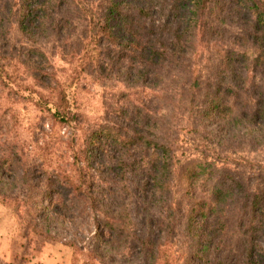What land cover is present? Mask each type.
I'll return each mask as SVG.
<instances>
[{
	"label": "trees",
	"instance_id": "1",
	"mask_svg": "<svg viewBox=\"0 0 264 264\" xmlns=\"http://www.w3.org/2000/svg\"><path fill=\"white\" fill-rule=\"evenodd\" d=\"M12 29L30 41L53 38L98 77L155 91L135 101L120 93L126 103L73 148L71 171L45 175L53 215L30 197L29 211L47 220L74 204L87 209L88 257L101 264H264V174L205 159L176 164L171 139L173 116L184 115L220 150L264 147V0H0V86L17 58L11 75L21 68L49 86L34 103L55 122L78 124L74 77L60 83L49 70L48 78L39 49L15 56ZM1 152L0 190L29 173L17 170L15 143L2 142ZM18 200L0 192L2 204ZM176 242L185 249L175 255Z\"/></svg>",
	"mask_w": 264,
	"mask_h": 264
},
{
	"label": "rangeland",
	"instance_id": "2",
	"mask_svg": "<svg viewBox=\"0 0 264 264\" xmlns=\"http://www.w3.org/2000/svg\"><path fill=\"white\" fill-rule=\"evenodd\" d=\"M81 26V22L76 24V33ZM10 36L12 45L16 48L15 56L20 54L23 59L27 47L39 49L44 54L43 66L48 78L49 70L54 71L51 74L60 83L68 82L74 77L70 91L79 114V123L55 122L48 110L34 103L35 91L48 95L49 86L40 89L30 77L25 76L26 73L21 68L11 75L17 58L8 60L10 78H5L4 89L0 86V148L4 141L15 143L20 153L17 170L21 174L23 167L29 173L25 178L18 177L17 183L8 180L12 184H8L7 189L5 185L0 190L4 195L19 199L18 202L0 203V264H101L88 257L90 237L95 227L92 214L87 209L74 204L67 213L64 211V216L45 220L43 210L39 216L34 215L28 210L29 204H26L25 199L30 197L28 201H39L43 207L46 205V200L43 199L45 175L71 171L73 148L81 144L82 137L90 129L105 120L107 111L126 103V98H120V93H125L129 99L135 101L152 97L155 91L126 87L115 79L98 77L95 72L81 69L83 64H79L80 58L76 55L70 59L53 38L30 41L14 29ZM48 82L49 79L46 83ZM27 84L33 87L30 88L32 91L25 90ZM159 114L167 113L166 110H161ZM171 123L176 164L205 159L217 166H227L244 172L248 176L259 172L264 174V147L253 149L242 146L233 152L223 151L192 132L184 115L173 116ZM94 151L98 152L96 149ZM232 159H237L244 165L239 168ZM60 193L65 198L69 196L64 188ZM173 197H179L176 189ZM54 210V207L45 208L48 215H53ZM184 249L183 242H176L172 251L176 255Z\"/></svg>",
	"mask_w": 264,
	"mask_h": 264
}]
</instances>
